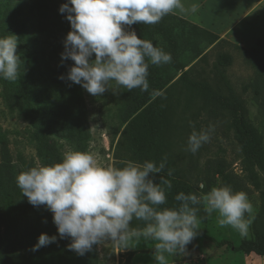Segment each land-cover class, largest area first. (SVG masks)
<instances>
[{
    "label": "rangeland",
    "instance_id": "rangeland-1",
    "mask_svg": "<svg viewBox=\"0 0 264 264\" xmlns=\"http://www.w3.org/2000/svg\"><path fill=\"white\" fill-rule=\"evenodd\" d=\"M23 1L27 3V7H24L20 17H16L11 23H0V37L8 36V30L15 28L21 41H37L38 58L53 72L65 77L63 80L55 78L53 85L57 86V82H60L64 87L63 96L72 100L67 104L73 114L67 115V120L71 126L69 134L74 137L51 135L41 141L32 121L12 102L10 81L0 79V163L15 165L16 171L22 172L37 166L44 154L51 156L50 165H53L61 161L65 152L80 151L97 154L103 166L122 168L130 161L142 164L143 162L133 160L128 146L118 155L120 160L114 159L115 144L123 130V127L120 129L119 112L129 91L108 88L102 95L94 97L81 85L66 78L69 68L74 64L70 59L61 60V53L65 50L64 39L71 31L66 14L59 12V7L66 0ZM216 1L211 0L202 9L204 12L201 14L205 15L203 18L217 12ZM182 3L185 7L187 0H182ZM175 13L181 12L176 10ZM178 14H172L173 17L165 16L161 23L149 25L153 45L158 44L167 52L169 43L166 36L177 40L180 46L179 62L188 64L184 69L186 78H180L182 71H178L174 80L164 89L159 104L162 114H151V117L162 121L167 161L174 167L179 178L190 183L198 195L206 194L213 187L224 186L230 187L234 192L242 191L247 194L253 207L251 216L246 214V218L251 219L247 236H240L231 227H218L217 213L207 216L206 229L208 236L224 243L229 250L235 251L241 245H246L247 248L250 247L247 245L254 243L255 231L264 225L260 198V192L264 191V169L255 168L260 184V189L256 190L245 172L243 151L235 138L231 115L215 99L234 97L240 102L245 116L260 134L264 150V6L222 37L213 30L199 26V30L194 29L191 27L192 23ZM123 27L125 31H132L131 26ZM204 32L211 33L212 39L217 37L212 45L208 44L207 35L202 34ZM187 38H192L193 44L186 45ZM198 51L202 54L193 59ZM20 53L23 51L18 50L17 54ZM94 59L95 54L90 61ZM111 83L115 86L114 82ZM190 84L203 85L206 90L201 87L191 88ZM70 92H74L75 96L71 97ZM190 122L197 131L206 129L210 124L215 128L210 142L205 143L195 155L186 150L188 137L193 130ZM220 171L223 173L218 174ZM6 175L3 172L0 177L7 182L6 189L15 200L14 186ZM201 181L205 185L203 190L198 188ZM19 196L16 206L18 236L15 235L17 230L9 220L8 211L0 205V227L6 225L9 232V241L3 244L4 249L8 244H18L16 249L25 254L29 249L22 245L24 237H30L33 233L34 246L41 234H47L50 237L56 236V242L41 247L38 251H33L32 246L30 254L43 260L53 257V264H157L154 256L155 241L143 238L127 249H120L111 241H106L102 245H94L93 251L84 256L73 250L66 251L72 238H59L53 213L43 205H31L20 189ZM130 227L143 228L145 224L133 219ZM202 242L203 238L197 232L188 245L201 246ZM250 258L244 264H264V256L251 255ZM235 264L241 262L236 260Z\"/></svg>",
    "mask_w": 264,
    "mask_h": 264
},
{
    "label": "clouds",
    "instance_id": "clouds-1",
    "mask_svg": "<svg viewBox=\"0 0 264 264\" xmlns=\"http://www.w3.org/2000/svg\"><path fill=\"white\" fill-rule=\"evenodd\" d=\"M176 10L186 11L182 0H66L59 12L66 14L71 31L64 39L61 60L74 62L67 80L94 97L108 88L147 92L149 65L170 64L172 55L123 26L154 25ZM16 49L15 36L0 37V79H18ZM93 54L95 59L90 61ZM190 125L193 130L186 150L195 155L210 142L215 128L210 124L197 131L192 122ZM166 163L164 156L158 165L149 160L142 164L130 161L116 168L103 166L93 152L67 151L58 163L22 171L16 184L31 205H43L53 213L59 238L71 237L68 248L80 256L106 241L127 249L143 238L155 241L157 264H169V256L187 254V245L200 228L197 214L201 205L207 216L218 214V227H231L242 237L248 235L251 219L246 214L250 217L253 207L246 193L234 192L228 186L213 187L202 195L180 192L175 196L178 207L160 208L167 203L166 189L172 184L164 177L155 184L149 177L164 171ZM172 173L167 169V176ZM204 187L201 181L198 188ZM133 219L143 221L145 227H130ZM56 240V236L41 234L32 250Z\"/></svg>",
    "mask_w": 264,
    "mask_h": 264
},
{
    "label": "trees",
    "instance_id": "trees-1",
    "mask_svg": "<svg viewBox=\"0 0 264 264\" xmlns=\"http://www.w3.org/2000/svg\"><path fill=\"white\" fill-rule=\"evenodd\" d=\"M27 7V3L23 0H0V23H11L16 17H20L21 13ZM172 14L166 15L169 17ZM161 23V21L159 22ZM194 29L199 30L198 26L192 25ZM132 31H135L138 38L151 40V27L143 23H135L131 25ZM8 36L13 35L17 39V49L22 50L23 53L17 54L19 56V76L16 81H10V95H12V102L17 106L21 113H24L32 121L36 128V133L39 135L41 141H45L51 135L57 137H74L69 134L71 126L67 120V115L73 114L72 109L69 108L67 97L63 95V85L57 82V86L53 85L55 78L61 75L53 72L50 67L41 59L38 58L39 52L37 51V41L22 40L19 38L17 30L11 28L7 32ZM207 35L209 45H212L217 37L214 39L210 37L211 33L204 32ZM169 43V50L167 51L172 55V62L170 64L155 66L149 65V89L147 92H141L139 89L129 91L128 97L119 112L120 118V132L119 138L115 144L114 159L120 160L118 155L129 147V152L132 154L133 160L144 162L145 160L154 161L157 165L162 158L166 156L167 146L165 142V134L162 131V121L155 120L151 114H162L160 112V99L165 92V88L174 80L175 73L182 71L180 78H186L184 69L188 64L179 62L180 46L177 40L166 36ZM194 40L187 38L185 44L191 45ZM202 54L198 51L195 53L196 59ZM53 74V75H52ZM71 86L70 83H68ZM191 88L201 87L203 85L190 84ZM72 87V86H71ZM205 89V88H204ZM164 90V91H163ZM206 90V89H205ZM163 91V92H162ZM57 94V95H56ZM69 95L74 97V92ZM72 101V100H71ZM215 101L231 115L233 128L235 131V138L240 144L243 151V159L245 172L256 190L260 189L258 175L255 168L264 169V150L262 139L257 129L249 122L245 116V110L240 102L234 98H217ZM162 131V132H161ZM66 133V135H65ZM64 135V136H63ZM78 137V136H77ZM2 157V156H1ZM51 156L44 154L38 165L50 166ZM168 163V164H167ZM166 163V169L161 173H155L150 178L155 184H159L161 178H167L171 184V189H166L167 203L159 206L160 208H176L179 206L175 196L180 192L185 194L195 193L194 187L182 180L177 175L174 167ZM16 166L9 163H0V174L5 172V176L10 180L14 186L15 200L11 196V192L6 189L7 182L0 177V205L8 211L9 220L15 225L16 236L19 234L17 227L18 212L16 210L17 202L19 201V188L16 184V176L21 173L16 171ZM172 169L171 176H167V169ZM222 174L223 171L217 172ZM226 185V182H224ZM164 187L163 185H161ZM206 191V190H205ZM198 195V194H197ZM261 208L264 211V191L260 192ZM200 211L198 217L201 220L197 232L203 239H207L214 243L216 247L224 246V243L217 242L214 238L206 233L207 229V214L203 210V206H198ZM1 226V225H0ZM9 232L6 225L0 227V264H53V257H48L46 260L38 259L36 256L30 254V247L33 246L35 241L34 234L31 233L30 237H24L23 244L28 250L27 253H20L16 249L18 244H8L4 249L3 244L9 241ZM52 244V243H51ZM50 246V244H49ZM227 246V245H226ZM246 245H241L235 249L236 252L254 253L258 256H264V225L255 231L254 243L247 245L250 247L245 248ZM69 251V248L66 249Z\"/></svg>",
    "mask_w": 264,
    "mask_h": 264
},
{
    "label": "crops",
    "instance_id": "crops-1",
    "mask_svg": "<svg viewBox=\"0 0 264 264\" xmlns=\"http://www.w3.org/2000/svg\"><path fill=\"white\" fill-rule=\"evenodd\" d=\"M211 0H187L186 11L179 15L190 23L207 30H213L222 37L228 31L234 29L247 16L251 15L264 6V0H217V14L213 12L207 18H203L202 9L209 4ZM195 7V11H193ZM211 10V9H210ZM212 11V10H211ZM183 14V16L181 15ZM254 253H242L229 250L226 246L216 247L214 243L203 239L200 245H187V254L183 256L168 257L169 264H235L239 260L241 264L251 259ZM258 256V255H256Z\"/></svg>",
    "mask_w": 264,
    "mask_h": 264
}]
</instances>
